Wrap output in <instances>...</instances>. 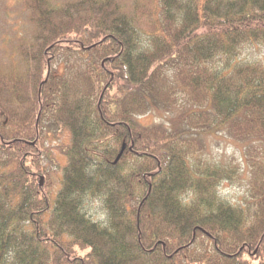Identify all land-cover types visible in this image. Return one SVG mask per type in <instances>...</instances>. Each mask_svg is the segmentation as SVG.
I'll return each instance as SVG.
<instances>
[{
  "label": "trees",
  "instance_id": "16d2710c",
  "mask_svg": "<svg viewBox=\"0 0 264 264\" xmlns=\"http://www.w3.org/2000/svg\"><path fill=\"white\" fill-rule=\"evenodd\" d=\"M23 5L0 264H264V0Z\"/></svg>",
  "mask_w": 264,
  "mask_h": 264
},
{
  "label": "rangeland",
  "instance_id": "374dc122",
  "mask_svg": "<svg viewBox=\"0 0 264 264\" xmlns=\"http://www.w3.org/2000/svg\"><path fill=\"white\" fill-rule=\"evenodd\" d=\"M53 1L59 3L63 0ZM29 31L30 25L24 11L23 0H0V64L6 63L3 61L7 53L11 54L16 49V42L20 39V37L18 39L19 34L25 37ZM157 119L155 118L153 121L157 122ZM229 149L227 150L229 151ZM228 151L227 153H229ZM222 191V194L231 200H236L240 194V190L233 186L224 185Z\"/></svg>",
  "mask_w": 264,
  "mask_h": 264
},
{
  "label": "water",
  "instance_id": "95a60500",
  "mask_svg": "<svg viewBox=\"0 0 264 264\" xmlns=\"http://www.w3.org/2000/svg\"><path fill=\"white\" fill-rule=\"evenodd\" d=\"M41 179H43V177H41ZM40 184H42V183L40 182Z\"/></svg>",
  "mask_w": 264,
  "mask_h": 264
}]
</instances>
